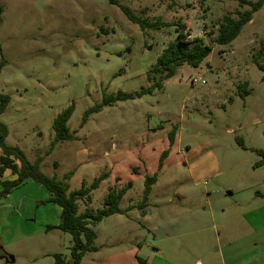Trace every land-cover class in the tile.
Listing matches in <instances>:
<instances>
[{"label":"rangeland","instance_id":"1","mask_svg":"<svg viewBox=\"0 0 264 264\" xmlns=\"http://www.w3.org/2000/svg\"><path fill=\"white\" fill-rule=\"evenodd\" d=\"M121 2L160 27L141 29L110 0H0V90L11 95L1 115L6 143L31 161L43 156L41 169L69 191L107 172L92 190V210L111 188L132 182L124 212L94 227L98 250L81 264H264V70L256 63L264 65V5L220 45L214 39L224 15L248 4ZM179 24L212 51L198 67L185 64L161 88L142 93L158 79L153 67ZM245 82L250 93L241 95ZM119 91L134 97L83 123L88 108ZM73 103L68 125L77 138L47 153L54 119ZM154 174L144 200L146 177ZM49 194L28 178L0 200V264H56V252L73 263L71 234L46 231L60 218L52 212L57 204L41 202Z\"/></svg>","mask_w":264,"mask_h":264},{"label":"trees","instance_id":"2","mask_svg":"<svg viewBox=\"0 0 264 264\" xmlns=\"http://www.w3.org/2000/svg\"><path fill=\"white\" fill-rule=\"evenodd\" d=\"M112 3L121 7L123 12L128 18L139 24L141 29L158 28L161 23L149 22L146 18L136 14L135 11L121 0H110ZM242 4H248L250 8L240 10L237 16L226 14L223 21L219 26L217 36L214 42L220 45L230 44L242 31L246 23H248L256 11L260 10L264 5V0H240ZM4 7L0 4V26L3 21ZM177 29L176 38L165 46L163 53L157 58L153 67L159 77L155 80L149 88H142V93L151 91L153 88H161L165 79L172 77L176 74L179 67L187 64L193 67H198L202 61L212 51L210 44L204 43L199 38L191 40L185 32V25L179 24ZM264 50V41L262 43L261 51ZM256 63L260 69L264 70V65L256 59ZM5 65V60L1 52L0 44V73ZM264 79V77H263ZM239 91L241 95L250 93L248 83L239 84ZM134 96L119 91L116 94H104L100 103H96L85 112L83 123L88 119L92 112L102 110L104 106L113 105L115 102L124 99H130ZM11 101V95L0 90V200L12 192V190L23 184L28 178L33 179L37 183L45 186L50 193L48 199L42 201H50L58 204L61 207V216L57 224H48L46 226L47 232L51 229H60L61 231L68 232L72 236L70 250L73 259L72 264H81L82 258L87 252L98 250L95 243L97 234L95 226L105 217L115 213H123L124 210L120 207L121 200L125 195L127 189L132 186L129 182L127 186L116 189L111 188L106 195L102 207L97 210H92L89 205L92 202V190L97 188L100 182L108 175L107 172L101 174L94 181L87 185L82 183L81 187L69 191L67 184L59 179L57 175L49 176L40 167L43 156H37L35 161H31L26 152L19 145H8L6 138L9 133L8 126L1 120V115L7 109ZM75 110V104L69 105L61 111L53 122V129L55 132L54 139L47 153H50L56 144L64 140H73L77 136L68 125ZM176 133L172 131L169 133L170 142L175 140ZM262 150H258L261 152ZM167 150L165 151V153ZM164 153V154H165ZM261 160L258 164H263ZM58 165L57 162H55ZM7 171H10L14 176L13 178L5 177ZM69 172L65 178H69ZM157 181V174L148 175L145 180L144 200H146L152 191L153 184ZM85 205L84 210H80V203ZM56 264H69L62 253L56 252L53 254ZM140 261L139 264H144Z\"/></svg>","mask_w":264,"mask_h":264},{"label":"crops","instance_id":"3","mask_svg":"<svg viewBox=\"0 0 264 264\" xmlns=\"http://www.w3.org/2000/svg\"><path fill=\"white\" fill-rule=\"evenodd\" d=\"M5 176H6V174H5ZM8 178H11V177H8ZM13 178V177H12ZM49 196H50V194L46 197V199H48L49 198ZM45 199V200H46ZM42 201H44V200H42ZM41 201V202H42ZM46 202H50V201H45L44 203H46ZM50 203H54V202H50ZM54 204H56V203H54ZM58 205V204H57ZM59 206V205H58ZM54 210H55V212L58 214V216H61V207L59 206V208L57 207V208H52V212H54ZM59 220H60V218L58 219V221H56V223H54V224H57L58 222H59ZM48 225V224H47ZM46 225V226H47ZM53 229H51L50 231H52ZM55 230H56V228H55ZM47 231V230H46ZM5 255V254H4ZM8 257V256H7Z\"/></svg>","mask_w":264,"mask_h":264},{"label":"built area","instance_id":"4","mask_svg":"<svg viewBox=\"0 0 264 264\" xmlns=\"http://www.w3.org/2000/svg\"><path fill=\"white\" fill-rule=\"evenodd\" d=\"M197 81H198V79H192V83L197 82Z\"/></svg>","mask_w":264,"mask_h":264}]
</instances>
